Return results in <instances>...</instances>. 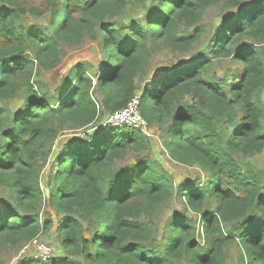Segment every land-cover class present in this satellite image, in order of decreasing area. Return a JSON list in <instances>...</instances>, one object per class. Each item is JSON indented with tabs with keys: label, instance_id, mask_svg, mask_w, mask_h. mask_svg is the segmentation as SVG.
<instances>
[{
	"label": "trees",
	"instance_id": "1",
	"mask_svg": "<svg viewBox=\"0 0 264 264\" xmlns=\"http://www.w3.org/2000/svg\"><path fill=\"white\" fill-rule=\"evenodd\" d=\"M129 0H0V247L32 239L41 228V174L57 136L88 129L102 112L122 109L140 89L137 79L157 49L186 51L202 35L208 7L233 10L219 21L203 54L170 73L143 78L139 110L162 129L170 159L197 165L207 176L175 184L148 155L144 133L126 125L94 128L67 138L56 153L47 197L63 217L57 230L68 256L32 257L17 264H225L224 247L238 243V264H264V172L238 163L264 151V0H156L143 23L111 20ZM48 14L46 26H25L22 15ZM193 31L184 33L187 28ZM99 45L100 63H77L56 93L38 78L60 59V44L85 36ZM232 69L210 73L214 61ZM228 74L232 81L228 79ZM62 91L61 93H58ZM196 101L183 105L184 95ZM20 95L22 105L9 102ZM53 167V166H52ZM178 198L158 234L155 213ZM200 218L204 242L195 238Z\"/></svg>",
	"mask_w": 264,
	"mask_h": 264
},
{
	"label": "rangeland",
	"instance_id": "2",
	"mask_svg": "<svg viewBox=\"0 0 264 264\" xmlns=\"http://www.w3.org/2000/svg\"><path fill=\"white\" fill-rule=\"evenodd\" d=\"M30 3L36 7L43 8V4H40L39 0H29ZM156 0H129L128 3L121 9L116 11V13L111 17V20L117 24L120 23H143L145 16L149 14V10ZM233 14V10L223 6L222 4L217 6L208 7L204 14L199 26L202 27L203 33L200 38L186 51H170L168 49H157L154 51L148 61L145 76L142 74L137 83L139 85V90L137 94L142 91L143 82L142 79L150 78L155 79L159 74L170 73L174 66L182 67L187 66L189 61L199 54H203L207 50L208 42L212 36V33L217 26L219 21H228L230 16ZM19 23L25 26L37 25L46 26L48 23V14L42 12L41 14L35 16L32 13L24 14L20 17ZM193 31V27L187 28L184 33H189ZM60 59L58 63L49 70H42L38 76L49 89L50 93H56L57 89L62 86L65 79L69 78L70 70L77 63H90L93 68H89L88 73H93V70L98 72L96 66L100 63V52L98 42L92 38V36H85L79 43L74 45H64L60 44ZM232 69L228 60H216L211 66L210 73H219L223 75L225 73H230ZM228 79L232 81L230 74H228ZM59 91L58 93H61ZM260 97H264V90L260 93ZM24 96L11 100L8 104L9 108L12 110L18 109L23 103ZM183 105L194 104L196 101L192 98L190 94L184 95L181 100ZM264 109V108H263ZM109 113L102 112L94 124L89 126L88 129H81L76 131L65 130L61 132L55 139L50 157L44 167L41 174V188L44 193V198L37 207L38 216L41 224L44 220L51 219L52 225L47 228H41L40 232L33 238L49 243L53 252L51 257H66L68 256L63 247L61 246L62 235L57 230L58 222L64 214L58 213L53 204L47 197V182L49 178V173L51 168H55L56 164L54 162L56 153L67 138L84 137L85 133L97 128L105 120ZM264 122V118H263ZM165 125L163 124V127ZM162 126L159 125H146V131L148 134H144L145 139V150L143 152L130 151L125 159L122 161H117V167L122 165L133 164L137 157L148 155L152 161L159 162L163 169L172 176L175 184L180 182L187 183L191 186L192 182L197 178L206 179L207 174L202 171L196 164L195 165H185L176 162L169 158L165 152L162 145ZM162 128V129H161ZM238 163L242 165H252L258 170L264 172V151L256 152L251 157H243L241 154L236 156ZM53 166V167H52ZM8 191L5 188H0V198L7 197ZM182 205L178 198L174 197L169 202L163 203L158 208L155 213V221L157 223L158 234H160L165 226L167 220L172 216L174 212L180 213ZM190 217L196 219L195 223V238L204 242V236L201 234L200 218L194 213H188ZM30 240L21 242L20 244L11 246L5 244L0 247V264H17L20 260L24 258H33L34 246ZM226 254L225 264H238V257L240 253V247L238 243H229L224 247Z\"/></svg>",
	"mask_w": 264,
	"mask_h": 264
},
{
	"label": "built area",
	"instance_id": "3",
	"mask_svg": "<svg viewBox=\"0 0 264 264\" xmlns=\"http://www.w3.org/2000/svg\"><path fill=\"white\" fill-rule=\"evenodd\" d=\"M108 125H126L141 130L144 134H148L146 131L147 121L142 117L139 110V97L134 95L126 105L111 114H109L105 120L98 127H105ZM34 246L33 258L46 261L51 258L53 248L44 241L38 240L36 237L30 241Z\"/></svg>",
	"mask_w": 264,
	"mask_h": 264
}]
</instances>
